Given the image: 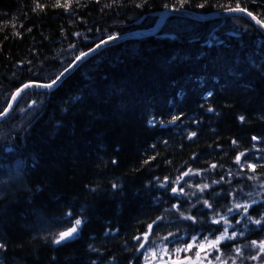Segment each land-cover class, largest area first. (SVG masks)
Returning a JSON list of instances; mask_svg holds the SVG:
<instances>
[{"label":"trees","instance_id":"16d2710c","mask_svg":"<svg viewBox=\"0 0 264 264\" xmlns=\"http://www.w3.org/2000/svg\"><path fill=\"white\" fill-rule=\"evenodd\" d=\"M237 5L264 20V0H0V111L23 84L51 82L82 52L154 25L164 10ZM187 21L104 45L53 88L15 101L0 124L35 111L0 143V264H138L134 237L149 224L148 241L182 244L227 228L226 264L258 256L264 34L242 16ZM185 173L202 177L173 194ZM196 187L206 190L200 203ZM75 219L84 221L78 235L55 244Z\"/></svg>","mask_w":264,"mask_h":264},{"label":"rangeland","instance_id":"374dc122","mask_svg":"<svg viewBox=\"0 0 264 264\" xmlns=\"http://www.w3.org/2000/svg\"><path fill=\"white\" fill-rule=\"evenodd\" d=\"M174 18L175 17H171L164 24L166 29H186L189 26L188 24H190V22L186 19H182L179 17L178 19ZM34 111L35 110L32 107L30 109L22 107V109H19V114H16V118L11 120L9 124H0V143H2L1 141L5 140V137L10 132L19 130L22 125H24V123L34 114ZM217 237L218 236L209 238L208 236H205L203 238H200L198 236H192L189 242H186L185 244H182L179 238L176 239L172 237H167V240H165L164 238L152 239V248L149 247L146 250L147 253L145 255L144 264H181V262H183V264H192V262H195V264H209V262H211V264H226L225 258L223 256H220V251H217L214 247H209L211 242L215 241ZM193 238H195L196 243L191 251H181L178 254L173 252L174 249H183L188 244H193ZM205 238H207V240ZM165 245L168 249L169 254L163 253V248ZM153 252H155L154 257L152 255ZM196 253H199V256H197ZM260 256H264V252H261L259 249V254L256 259L253 260V263L258 262ZM216 257H220V259L217 260Z\"/></svg>","mask_w":264,"mask_h":264},{"label":"snow or ice","instance_id":"6c2138e0","mask_svg":"<svg viewBox=\"0 0 264 264\" xmlns=\"http://www.w3.org/2000/svg\"><path fill=\"white\" fill-rule=\"evenodd\" d=\"M64 7H67V5H63ZM199 7H204L203 4L199 5ZM226 11H229V12H233V11H241V12H247V9H242L239 7V5H237L236 8H227L225 9ZM247 15H249L250 17H252L253 20L256 21L257 24H259L261 27H264V20H260V19H257V17L253 16V14L251 12H247ZM117 37L116 36H109L108 37V41H111V40H114L116 39ZM108 41H105V40H101L100 44H104V43H107ZM100 44L96 45L97 48L100 47ZM95 49H89V52L91 51H94ZM88 53L87 52H82L79 56H76L75 59L73 60L72 64L69 65L68 67L64 68V70L62 72H60L55 79L51 80L50 83H47V84H44V85H41L42 87L44 88H48V89H51L53 88L54 86L57 85L58 81L61 80V78L64 76V74L66 72L69 71V68H71L72 66H74L76 64L77 61L81 60L83 57L87 56ZM33 84L32 83H28V84H24L21 88L17 89L16 92L12 95L11 97V102L8 103L7 107H5L2 111H0V117H4L6 116L9 111L12 109L13 107V104L15 103V101L20 97V95L28 88L32 87ZM35 103V101L33 102ZM176 119V118H174ZM245 118L243 116L240 117V120L243 121ZM196 133H191V136H195ZM253 139H256V137H253ZM235 143V141H234ZM241 155H243V153H241ZM239 159L240 157H237V161L239 162ZM213 167H215V165H213ZM189 173H185V175H188ZM113 188H116L118 187L117 185H112ZM207 187V186H205ZM173 192H176L177 189L176 188H173L172 189ZM182 191V189H181ZM237 207H240L239 205ZM157 219H160V218H157ZM219 221H217L218 223ZM69 223L72 224L71 227H68L67 230L65 231H61L59 234H58V237H56L54 239V243L55 244H61L62 242L64 241H67V240H70V239H74L79 231H80V226L84 223L83 219H75L74 223H72L71 221H69ZM153 224L156 223V221H153L152 222ZM256 224H260L261 221L260 220H256L255 221ZM148 231L141 234L140 236H136L134 237V239H136L139 243V248L137 249V251H139V249H143L145 248L146 246V243L149 239V236L151 235L152 231H153V228H152V224H149L148 226ZM169 235H173L172 233H169ZM235 235V233H233V236ZM232 237L228 236V231H227V228L224 229V233L222 236L220 237H217V239L215 241H212L211 244L209 245V247H214L216 248L217 251H219V244H220V241L221 240H225V239H231ZM165 240H167V237L164 238ZM207 240V238H205ZM196 241H195V238H193V244H188L185 248L183 249H174L173 252L178 254L179 252L181 251H184V252H188V251H191L193 249V246L195 245ZM253 246H257L256 245V242L253 241ZM3 245L0 244V248H2ZM259 249L261 252H264V241L260 242L259 244ZM235 251L237 253H240L241 252V249L237 248L235 249ZM163 253L164 254H169L168 253V249L166 247V245L164 246L163 248ZM153 257L155 256V252L152 253ZM197 256H199V253H196ZM217 260L220 259V257H216ZM252 259H256V257H252ZM181 264H183V262H181ZM192 264H195V262H192ZM209 264H211V262H209Z\"/></svg>","mask_w":264,"mask_h":264},{"label":"water","instance_id":"95a60500","mask_svg":"<svg viewBox=\"0 0 264 264\" xmlns=\"http://www.w3.org/2000/svg\"><path fill=\"white\" fill-rule=\"evenodd\" d=\"M167 14H176V15H179V16H183V17H187V18H191V19H197V20H209V19L219 18V17H223V16L241 15V16L245 17L246 19L250 20L252 23H254L257 26V28L264 34V27H261L259 24H257L256 21L252 19V17H250L249 15H247V12H241V11L229 12V11L223 10V11H215V12H210V13H194V12L187 11V10L169 9V10L164 11L159 16V19H158L156 25L153 27V30H150V31L149 30H145V31H141V32L124 34V35H121V36H117L116 39L111 40V41H108V39H105V41H108V42L107 43H104V44H100L99 43L100 44V47H102V46H104L106 44H109L112 41H122V40H124L126 38H140V37H143V36L151 35V34H153V32L156 33L158 31V29L160 28V26L162 25V22L164 21V18H165V16ZM91 49H95V50L94 51H91V52H89V50L86 51L88 53V55L85 56V57H83L82 59L90 56L98 48L95 46V47H93ZM81 60L77 61L74 66H72L71 68H69V71L66 72L62 78H64L72 69H74ZM62 78H61V80H62ZM60 81H58V83ZM32 84H33V86L30 87V88H37V89H41V90H47L48 89V88H44V87L41 86V85H44V84H39V83H32ZM0 118H2V117H0Z\"/></svg>","mask_w":264,"mask_h":264},{"label":"bare ground","instance_id":"6f19581e","mask_svg":"<svg viewBox=\"0 0 264 264\" xmlns=\"http://www.w3.org/2000/svg\"><path fill=\"white\" fill-rule=\"evenodd\" d=\"M162 13H163V12H161L160 15H161ZM160 15H159V16H160ZM167 15H171V14H167ZM167 15H166L165 18H164V22H167V20H169V19L171 18V17L168 18ZM172 15H175V14H172ZM174 17L178 19V15H176V16H174ZM167 18H168V19H167ZM175 18H174V19H175ZM182 19H183V18H182ZM186 20H187V19H186ZM182 21H183V20H182ZM191 21H192V20H191ZM168 22H169V21H168ZM191 23H192V22H191ZM169 24H170V23H169ZM186 26H187V25H186ZM153 27H154V26L151 25V26H148V27H145V28L143 27V28H141V29H137V31H134V32H128V33H125V34H130V33H135V32H141V31H145V30H149V31H150V30H153ZM258 30H259V29H258ZM153 33H154V32H153ZM121 35H124V34L115 35V36L117 37V36H121ZM105 39H108V37L105 38ZM105 39H103V40H105ZM126 39H127V38H126ZM136 39H137V38H136ZM100 42H101V41H100ZM100 42H99V43H100ZM113 42H117V41H112L111 43H113ZM99 43H98V44H99ZM72 70H73V69H72ZM72 70H71V71H72ZM187 176H188V175H187ZM189 176H190V175H189ZM199 176H200V175H199ZM198 181H199V180H198ZM194 182H195V181H194ZM204 183H205V182H204ZM184 184H186V183H184ZM201 184H202V183H201ZM160 186H161V185H160ZM183 186H184V185H183ZM204 186H206V185H204ZM209 186H211V185H209ZM194 187H195V186H194ZM255 187H256V186H255ZM163 188H165V187H163ZM209 188H210V187H208L207 189H209ZM261 188H262V187H261ZM190 189H191V188H190ZM253 189H254V188H253ZM184 190H185V189H184ZM195 190H196V189H195ZM204 190H205V189H204ZM204 190H203V191H204ZM203 191H202V192H203ZM205 191H206V190H205ZM259 191H260V190H259ZM190 192H191V191H190ZM263 192H264V191H263ZM251 193H252V192H251ZM259 193H260V192H259ZM261 193H262V192H261ZM252 194H253V193H252ZM263 195H264V194H263ZM263 195H262V196H263ZM203 196H204V195H203ZM246 196H247V195H246ZM251 197H252V196H251ZM178 198H179V197H177V199H178ZM247 198H248V197H247ZM182 199H184V197H182ZM182 199H181V201H180V200H179V201L182 202V201H183ZM201 199H202V198H201ZM233 199H234V198H233ZM235 200H236V198H235ZM238 200H242V199H238ZM243 200H244V199H243ZM257 200H258V199H257ZM184 201H185V200H184ZM186 201H187V200H186ZM188 202H189V201H188ZM201 202H202V201H201ZM203 202H204V201H203ZM232 202H233V201H232ZM178 203H179V202H178ZM182 203H183V202H182ZM197 203H200V202H197ZM251 204H254V203H251ZM232 208H233V206H232ZM228 209H229V208H228ZM236 209H237V208H236ZM261 209H262V208H261ZM234 213H235V212H234ZM236 213H237V212H236ZM237 214H238V213H237ZM209 215H210V214H209ZM211 215H212V214H211ZM225 215H226V214H225ZM232 215H233V214H232ZM229 216H230V214H229ZM229 216H228V217H229ZM236 216H237V215H236ZM262 216H263V215H262ZM208 217H209V216H208ZM221 217H222V216H221ZM228 217H226V218H228ZM230 218H231V217H230ZM228 219H229V218H228ZM238 219H239V218H238ZM205 220H206V218H205ZM235 221H236V220H235ZM239 221H240V220H239ZM260 221H261V220H260ZM262 221H263V220H262ZM242 222H243V221H242ZM244 222H245V221H244ZM246 222H247V221H246ZM249 222H250V221H249ZM252 222H254V221H251V223H252ZM224 223H225V222H224ZM226 223H227V222H226ZM226 223H225V224H226ZM255 224H256V223H255ZM233 227H234V228H237V227H235V225H234V226H232L230 229H232ZM238 227H239V226H238ZM242 228H243V227H240L239 230L242 229ZM224 229H225V228H224ZM224 229H223V230H224ZM228 229H229V228H228ZM236 230H237V229H236ZM238 233H239V232L237 231V234H238ZM165 237H166V236H165ZM165 237H163V238H165ZM169 238H170V237H169ZM156 239H157V238H156ZM159 239H161V238H159ZM176 239H177V238H176ZM188 239H189V238H188ZM255 239H256V238H255ZM257 239H258V237H257ZM182 241H184V240H182ZM250 242H251V241H250ZM168 244H171V243H168ZM175 245H176V244H175ZM252 246H253V245H252ZM244 247H245V246H244ZM251 250H253V249H251ZM247 252H248V251H247ZM134 253H136V252H134ZM137 254H138V253H137ZM138 255H139V254H138ZM134 256H135V255H134ZM228 257H229V256H228ZM230 257H231V256H230ZM230 257H229V258H230ZM226 260H227V259H226ZM227 263H228V262H227ZM232 263H233V262H232ZM232 263H231V264H232Z\"/></svg>","mask_w":264,"mask_h":264}]
</instances>
